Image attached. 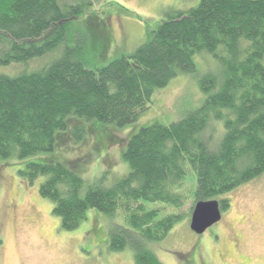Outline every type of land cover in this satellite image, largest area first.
<instances>
[{"label": "trees", "instance_id": "1", "mask_svg": "<svg viewBox=\"0 0 264 264\" xmlns=\"http://www.w3.org/2000/svg\"><path fill=\"white\" fill-rule=\"evenodd\" d=\"M94 1L0 0V159H32L19 174L43 178L38 193L62 230L77 228L91 209L120 215L124 225L111 229L108 249L130 250L135 264H161L151 246L180 220L162 213L182 208L185 189L194 204L218 201L223 213L230 201L220 197L264 174V0H200L160 22L130 54L92 69L66 33ZM83 24L87 42L99 43L104 57L110 41L103 22L92 14ZM199 54L213 58L220 76L200 79L206 98L198 110L128 136L123 180L85 188L77 161L48 156L83 131L80 120L101 124L89 133L94 140L102 133L98 151L116 144L104 127L134 123L155 91L179 73H195ZM34 62L40 65L28 69ZM13 66L23 70L5 73Z\"/></svg>", "mask_w": 264, "mask_h": 264}, {"label": "rangeland", "instance_id": "2", "mask_svg": "<svg viewBox=\"0 0 264 264\" xmlns=\"http://www.w3.org/2000/svg\"><path fill=\"white\" fill-rule=\"evenodd\" d=\"M199 2L96 0L90 14L75 21L66 36L77 38L75 48L78 56L85 52L81 58L84 65L102 68L146 43L168 16L194 8ZM92 14L108 31L110 46L104 57L99 56V43H88L83 30V21ZM94 44L97 49L92 52ZM194 62L195 73H179L165 88L155 91L149 108L134 123L123 128L104 127L112 131L116 144L98 151L95 140L98 142L102 133L95 135V140L89 133L90 127L99 128L101 124L77 120L84 124L83 131H78L76 137L71 135L69 144L55 148L48 156L53 155L64 165L77 161L74 172L85 188L100 179L104 187L114 186L128 174V166L122 160L128 136L153 123L169 126L203 104L206 96L199 81L207 74L220 76V70L208 55H196ZM39 65L34 62L27 68L32 70ZM20 70L23 68L13 66L4 71L14 74ZM31 160L19 161L15 155L0 159V264H135L130 250L114 253L108 249L111 229L124 225L120 215L109 218L91 209L77 228L62 230L60 220L51 214V203L38 193L43 178L29 179L19 174ZM183 194L187 199L182 208L165 209L162 213L180 215V220L163 241L151 246L161 264H264V174L220 197L230 201L229 209L222 213L218 224L200 236L189 230L195 204L186 189ZM149 207L157 209V204Z\"/></svg>", "mask_w": 264, "mask_h": 264}, {"label": "water", "instance_id": "3", "mask_svg": "<svg viewBox=\"0 0 264 264\" xmlns=\"http://www.w3.org/2000/svg\"><path fill=\"white\" fill-rule=\"evenodd\" d=\"M221 210L218 201L197 202L192 210L189 230L195 235H203L221 220Z\"/></svg>", "mask_w": 264, "mask_h": 264}, {"label": "flooded vegetation", "instance_id": "4", "mask_svg": "<svg viewBox=\"0 0 264 264\" xmlns=\"http://www.w3.org/2000/svg\"><path fill=\"white\" fill-rule=\"evenodd\" d=\"M221 221V220H220ZM1 243V242H0Z\"/></svg>", "mask_w": 264, "mask_h": 264}]
</instances>
